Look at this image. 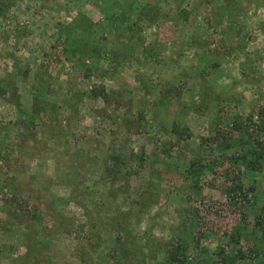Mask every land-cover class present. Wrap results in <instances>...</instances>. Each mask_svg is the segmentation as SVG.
Here are the masks:
<instances>
[{
  "label": "rangeland",
  "instance_id": "obj_1",
  "mask_svg": "<svg viewBox=\"0 0 264 264\" xmlns=\"http://www.w3.org/2000/svg\"><path fill=\"white\" fill-rule=\"evenodd\" d=\"M113 2V14L119 10L126 13L130 6L135 9L136 15L131 14L126 25L140 16L137 25L141 38L158 43L157 52L163 58L157 71L139 69L145 75L138 77L141 84L134 78L138 68L129 67L130 62L121 64L124 67L118 76L128 90L121 94L115 82L96 78L101 70L110 68L105 55L98 59L79 58L77 53L71 56L63 32L78 34L69 26L82 13L95 23L85 50L95 43L113 47L119 35L103 26L102 12ZM227 3L232 13V4L238 6L235 23L227 20L224 11L218 20L219 7ZM6 4L0 19V87L3 80H11L16 86V100L12 102L10 95L0 96V172H6L3 161L13 165L16 135L23 134L26 128L22 123L29 120L33 100L40 98L54 108L38 115L28 131L37 133L42 123H50L53 131L64 134L67 151L75 156L73 167L84 170V184L101 179L105 156L113 154L121 159L116 177L110 181L116 191L115 204L125 217L110 223L108 231L104 227L99 238L84 224L79 206L61 201L68 196L67 189L46 186L41 174L50 176L49 162L39 167L38 161H31L28 167L13 170L18 189L6 205L0 199V220L7 205L15 212L33 213L35 223H30L47 264H157L164 260L161 249L154 253L157 246L168 243V247L179 236L189 245L187 261L194 260L202 248L212 251L219 238H228L231 228L240 226V214L252 220L254 214L248 206L220 203L221 195L236 175L243 189L254 188L250 196L254 206L264 205V163L260 162L258 171L248 173L241 161L228 162L245 150V144L238 147L241 134L232 131L231 140H227L231 145L221 149L209 138L217 130L215 121L227 130L235 119L243 121L250 116L253 122L264 120L257 116V110L264 108V0H6ZM59 25L62 30L58 33ZM230 25L234 29H228ZM120 32L128 34L127 28ZM193 39L213 43L206 42L208 49H197ZM218 43L232 51L223 55ZM210 47L216 55L207 51ZM120 54L124 57L123 49ZM87 65L93 68L86 71ZM17 70L26 71L24 80ZM93 84L103 86L104 99L89 98ZM209 85L210 90L205 88ZM199 93L207 94L204 102ZM69 102L74 103V117L69 115ZM256 138L264 147V134L258 133ZM140 151L145 156L141 166L131 157ZM190 161L200 166L192 173L195 176L188 172ZM105 165H112V161ZM101 188L97 187L98 194L103 192ZM147 190L156 191L160 207L152 205L143 213L132 209L126 214L138 195ZM179 215L192 223V228L181 229ZM1 222L0 264H14L23 253L20 238L24 227L16 226L8 216ZM125 223L133 229L135 253L130 251L122 260L111 251L114 245L110 241L122 238L115 229ZM190 228L191 237L183 236ZM236 264L248 261L238 260Z\"/></svg>",
  "mask_w": 264,
  "mask_h": 264
},
{
  "label": "trees",
  "instance_id": "obj_2",
  "mask_svg": "<svg viewBox=\"0 0 264 264\" xmlns=\"http://www.w3.org/2000/svg\"><path fill=\"white\" fill-rule=\"evenodd\" d=\"M101 1L104 2L105 0ZM113 6H115L114 2L111 3L109 7L104 6V8L102 9V12L105 13L103 14L105 18V20L103 21V26L107 28H113L116 35H119V38H117L118 40L116 41L113 47L103 45L100 46L99 43H95L94 45L90 46L88 50H85V47H87L88 44L87 35L93 32L92 29L95 26V23H92L82 13L78 14L77 18L73 19V23L69 26L73 31H77L78 34H75L74 32L70 34L67 30L63 32H65L66 34L65 42L67 44H65L66 47L69 48L71 56L74 57L77 53V57L79 58L91 57L93 59H98L100 55H105L102 56L105 60L109 61L108 66L110 68L101 70L99 72L100 74H98L96 78H106L108 80H111L112 82H115L117 84L118 93L121 94L122 92H128V90L121 85L123 83V80L118 76L119 71L124 67L121 66V64L125 62H130L132 65H129V67L134 66L138 68L134 78L141 84L143 81L138 80V77L140 76L143 79L145 78V75L143 73H140L139 69L143 68V70H146L147 68L153 71H157L158 68L161 67L163 58H161L159 53L157 52V48L160 47L158 43H156L155 41L146 42L144 38H141L137 25V21L141 20L140 16H137L136 21L132 22L130 26L126 25L127 18L130 17L131 14H134V16L136 15L135 9L131 8L130 6L126 13H123L122 10H119L117 14H115V12L113 14L110 10V7L114 8ZM232 7H234L233 13L231 12V10H229L228 3L224 6L221 5L219 7L220 9L218 10V12L220 13L218 20L221 19L222 13L224 11L226 12L227 20L231 23H235V18L238 16L239 10H237L238 6L232 4ZM6 9V0H0V19L3 17ZM263 27H261V30L263 29ZM126 28L128 30V34L121 35L122 32L120 31L123 29L125 30ZM228 29L232 30L234 28L230 25ZM60 30H62V28H60L59 25L57 28V32H60ZM100 30L101 32L103 31L102 25L100 26ZM122 39H124L125 41ZM210 41V43L207 42V40L197 42L193 39L192 43L194 45V48L201 49L203 46L205 49H208L205 44L206 42L209 44L213 43L212 40ZM118 44H123L127 46V48H121V46H119ZM218 44L221 46L220 48L223 49V55H228V53L232 51L223 46L222 44ZM120 48L123 49L124 57L122 56V54H120ZM207 51H210L209 53H212V55H216V53L214 52L216 50L214 48L210 47ZM254 55L256 57H259V54L255 53ZM153 57H156L158 59H153ZM212 66L214 67V65ZM91 68L89 65H87L86 71L91 70ZM17 73L21 74L22 79L26 76V71L17 70ZM84 75L87 74L85 73ZM1 83L2 85L0 87V96L10 95V98H12V102H14L16 100V86L14 85V83L11 80H3V82ZM93 86L94 90L90 92L89 98L94 99L97 97H101L104 99L105 95L103 86L101 84H93ZM209 86H205V88L210 90L212 86ZM174 92H177V89ZM206 95V93L198 94L202 102H204V98L206 99ZM37 96H39L40 98L41 94L38 93ZM218 98L219 94H217V99ZM75 99L76 101H78L77 98ZM5 100L9 101L8 99ZM73 104L74 103L71 102L68 103L70 117L76 116V109ZM53 108L54 106L48 104L42 98L37 99L36 101L33 100L28 116L29 120L26 123H22V127L26 129H23V134L16 135L17 149L13 165L11 166L8 161L2 162V165L5 167L6 172H0V199L2 200V202H4V205L7 204L6 202H8V198L12 197L13 199L14 194L16 192V188L18 189L16 180L17 174L15 173L16 170H20L26 165L28 167V162L31 161H38L37 165L39 167H44L46 166V162H49L50 176L46 177L41 174L42 178L45 180L46 186L48 187L49 185L53 184L55 186L64 187L65 189H67L68 196L62 198L61 201L64 204L72 203L75 206H79V208L81 209V215L84 218V224H87L90 233H94V236H96V238H99L101 231H104V227L106 228L105 231H108V226L110 227L111 225L110 223H114V221H116L117 219H123L125 217V213L120 211L119 207L115 204L116 191L111 189L112 182L110 181L112 180L111 178L116 177V165L118 162H120L121 159L113 154L105 156L100 176L101 179H99L98 181L91 180V184L88 185L84 184V182L86 181V178L84 176V170H82L83 168L75 169L73 167V165H75V161H73L75 156H73L74 154L68 153L67 140L64 134H62L60 131H53L52 128H50V123H42V127L39 128V131L37 133L30 129L28 131L29 125H31V127L33 126L34 119L38 115H44L47 113L48 110H53ZM180 115L183 116V114ZM257 116L259 117V119L264 117V108L257 110ZM263 121H260L259 123L253 122L251 120V117L247 116L244 118L243 121H238L236 119L232 121L227 130H225L224 127L221 126V123L219 125V123L215 121L214 125L217 126V130L214 132V135L209 138V140L211 142L216 143V145L220 149L228 148L231 143L227 140H231V132L233 131L235 133L241 134V141H238V147L241 146L240 144H245V150H241V154L238 158L229 159L228 162H236L237 160H239L241 161L244 166V169L248 173H253L254 171H258L262 167L260 165V162L264 163V147H261L258 138H256L258 136V133L264 134ZM174 127L175 126H173L172 129ZM77 151L78 154H85V152H81L79 150ZM131 157L136 158V160L138 161V165L140 166L145 161V156L141 151L137 154L131 155ZM107 160H111L112 165L106 166L105 162ZM195 162L190 161L188 165V172L191 175L192 173H195L200 170V166H196ZM14 169L15 171H13ZM8 172H11L10 176H8ZM195 175L196 174L192 176ZM231 179L234 180V182L231 183L228 188H225L223 190L221 195L222 202L220 203L227 205L233 204L236 208H240V206L245 208L248 206V208H250L254 214L252 220L249 221L246 218L245 214H240L238 218V221H240V226H233V228H231V232L228 238H219V244L214 250L211 251L207 248H202L199 253V258H196L194 260L189 259L187 261L186 251L189 245L187 244L188 242H184L183 238H181L180 236L174 240V245L172 244L168 247L165 246L168 243H165V245L163 246L158 245V248H156L154 253H156L157 250L161 249L163 252L164 260L158 262L157 264H236L238 260L244 261V259L248 261V264H255L256 261H259V263L263 262L264 264V205L258 208L254 206L256 202L250 199V196H252L254 192L253 187L250 186L249 188L243 189L241 182L238 181L236 175H234V178ZM107 183L110 184V187L107 186ZM98 186L102 187L101 190H103V192H99V194L97 190ZM150 187L151 186H149V188ZM121 191H125V188L121 189ZM95 195H98V198L94 200L93 196ZM138 197L139 198L136 199L135 203L132 204V207L128 208L126 214H131L132 209H136V211L143 213L148 209V207H151L152 205L160 207V204L158 203L159 198L158 194H156V191L152 192L151 190H147L146 192L140 193ZM97 205L99 206L100 210L95 208V206ZM19 211L20 210L15 212V210L13 211L8 205L4 206L2 212L3 218L2 220H0V224H2L4 222L1 221L6 220V216H8L14 219L13 223L16 226L21 225L24 227V231L21 232L20 238L23 253L17 258V261L14 262V264H47L46 257L41 255L43 253L41 248V242L40 240L36 239V231L30 223L32 221L35 223V221L33 220L34 214H22ZM177 219H179L178 223L181 229L184 230L185 227L188 228V226L192 228V223H189V221H184L182 215H179ZM72 221H69V223ZM117 223L118 222H116V225ZM191 228L187 229V232L189 233L183 236H187V238L188 236L191 237ZM111 229H113V227ZM116 230L117 232H120L122 238H114L110 241L113 242L114 245L111 251L123 260L124 258H126L128 253L130 254V251H134L132 252L133 254L135 253V250L132 248L133 239L135 238V236L133 234V229L131 228V225H129V223H125L123 224V226L119 225L115 229V231ZM184 232L186 231H183V233ZM195 243L198 244V240H196ZM80 256L83 257V255Z\"/></svg>",
  "mask_w": 264,
  "mask_h": 264
}]
</instances>
